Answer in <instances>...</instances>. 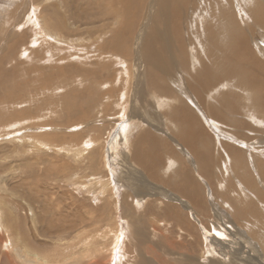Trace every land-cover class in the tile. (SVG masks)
Listing matches in <instances>:
<instances>
[{
	"label": "rangeland",
	"instance_id": "obj_1",
	"mask_svg": "<svg viewBox=\"0 0 264 264\" xmlns=\"http://www.w3.org/2000/svg\"><path fill=\"white\" fill-rule=\"evenodd\" d=\"M75 1L0 0V264H31L15 255L19 245L48 259L35 264H264V106L235 80L219 86L217 75L200 74L198 60H212L202 53V38L189 42L193 30L187 34L178 12L169 30L196 53L190 61L198 69L178 63L175 71L172 63L173 77L162 83L167 90L154 92L143 64L130 71L128 53H136L126 40L129 21L144 20L140 9L149 0H128L125 13L118 0ZM237 2L250 52L241 64L264 79V0ZM204 6L190 0L189 26ZM212 7L207 27L218 23L219 7ZM131 90L136 99L127 96ZM175 94L181 106L169 105ZM173 105L199 116L196 136L203 139L190 138L196 146L180 134L191 126L172 121ZM127 124L134 127L125 136ZM163 175L171 176L168 193ZM169 193L186 208L184 226L158 219L147 206Z\"/></svg>",
	"mask_w": 264,
	"mask_h": 264
},
{
	"label": "bare ground",
	"instance_id": "obj_2",
	"mask_svg": "<svg viewBox=\"0 0 264 264\" xmlns=\"http://www.w3.org/2000/svg\"><path fill=\"white\" fill-rule=\"evenodd\" d=\"M104 1V0H103ZM137 1V0H136ZM195 1V0H194ZM75 0H74V4H75ZM190 0H149L147 3H145V5H143V8L140 9V11L142 12V16H144V20L141 22H137L136 24L133 23V18L129 21V25L131 24L130 28V32L131 34L126 38L127 42L128 41H133V47L134 51L136 53V55L133 57V50H132V54L128 53V67L130 69V71L134 70H139L140 65L143 64L145 66V74H147L146 78H144V83L146 85V83L150 86V88L154 91V92H161V91H166L168 88V85L165 86V89L162 86V83L164 82L165 79L168 78H172L173 75L170 73H168V69L169 66H172L173 63V69L175 70V65H177L179 63V65L181 67H184L185 65L187 66L188 64H191L192 67L191 69L195 70L196 67L194 68L193 66V61H190L191 56L193 57L194 60H198L196 59V53H194V55H191V52L189 50H187L185 48L184 43H182L181 40V36L179 35L178 32H174V31H170L169 30V25L174 26V22L170 21V16L172 18H176L178 16L177 12L180 13V19L181 21L184 19L185 23L187 25V34L188 32L191 33V29L193 30V36L188 35L189 37V42L192 40V38H196V41L199 38H202V40L200 39L199 44H202L203 46H200V48L203 49V52L206 57L208 58V61L212 60L210 63L206 64V61H202V63L198 60L199 65L202 64V69L200 70V74L201 75H205L208 76L207 80L212 79L211 76L213 77V79L215 78V76L217 75V79L216 82H218L219 86L223 85L224 86V82H229L228 80H235L234 82H237L238 85L241 87L243 86L244 89H247V91L249 93H251L249 96H254L257 98L258 102H260L263 106H264V79L259 78L258 74H255L252 70L248 69V66H244L245 69H243V65L241 64V59L240 57H242L243 54H248L250 53L247 49L248 46H246V41L244 39V36L242 35L241 32V27L240 24L241 21L239 19V16L237 15V11H238V6H237V0H233L232 3H230V0H202V2L205 4L204 7V11L201 8L202 11V15L201 12H198V14H195L194 20L193 17L191 19V21L193 20V24H191V26H189L188 21L190 19V16H192V14L188 13V4H189ZM213 2L216 3L219 7L218 10L219 14H218V23L213 25L212 27H207L209 23H212L213 20H215V17H212V5ZM222 2L223 6H219V4ZM129 1L128 0H118L117 4H121V6L118 8V10L122 11V12H126L127 11V7L124 4H128L129 5ZM78 4V3H77ZM71 5V4H70ZM73 5V4H72ZM110 5V4H109ZM237 7H236V6ZM36 6V5H35ZM79 6V5H77ZM116 6V5H115ZM118 6V5H117ZM133 6V5H132ZM38 7V6H37ZM70 9H72V7L68 6ZM209 7V8H208ZM130 8V7H129ZM211 8V9H210ZM35 9V8H34ZM40 9V8H39ZM44 11V8H42ZM117 9V8H116ZM131 9V8H130ZM192 13L197 12V5L194 3V5L192 6ZM51 10V9H50ZM133 10V9H132ZM31 11V10H30ZM35 11V10H33ZM208 11V12H207ZM41 12V11H40ZM70 12H72V16L71 20H75L77 13L74 10H70ZM134 12V10L132 11ZM29 13V11H28ZM117 13V12H116ZM123 13V14H124ZM135 13V12H134ZM206 13L207 16H205L204 18L207 17V23L205 25V27L203 29H197V24L199 23L197 20L200 19V16H204ZM32 14V13H31ZM132 13H130L131 15ZM27 15H30L27 14ZM34 15V14H33ZM107 15V14H106ZM120 15V14H118ZM133 15V14H132ZM253 15V14H252ZM129 16V15H128ZM141 16V17H142ZM254 16L259 17V14H255ZM63 17V16H62ZM125 17V16H124ZM131 17V16H130ZM44 18V17H43ZM31 19V18H29ZM203 19V18H202ZM201 19V20H202ZM63 20V19H62ZM27 21V20H26ZM32 21V20H31ZM33 22V21H32ZM49 22V21H48ZM73 22V21H72ZM198 22V23H197ZM29 23V21H28ZM36 23V21L34 22V24ZM173 23V25H172ZM65 24V23H64ZM128 24V23H127ZM139 24V29L136 30L137 25ZM161 24H166L167 29L163 28ZM213 24V23H212ZM63 25V24H62ZM252 25V24H251ZM34 26V25H33ZM37 26V25H36ZM127 26V25H126ZM203 26V24L201 25ZM182 28L181 22L179 23V25L175 26V29L177 31V29ZM196 27V28H195ZM245 28V27H244ZM183 29V28H182ZM196 29V30H195ZM210 29V31H209ZM71 30V29H70ZM76 30V29H75ZM195 30V31H194ZM250 30V29H249ZM99 31V30H98ZM185 31V30H184ZM68 32V31H67ZM70 33V32H69ZM100 33V32H99ZM107 33V32H105ZM250 33V32H249ZM248 33V34H249ZM251 34V33H250ZM24 35V34H23ZM96 35V34H95ZM122 35V34H121ZM208 35V41L209 43L205 44L204 42H206L204 40V38ZM60 36V35H59ZM86 36V35H85ZM89 36V35H88ZM92 36V35H91ZM114 36V35H113ZM116 37V36H115ZM95 38V37H94ZM23 39V38H22ZM91 39V38H90ZM249 39V38H247ZM113 40V39H112ZM168 42L165 45V41ZM248 41V40H247ZM122 42V41H121ZM249 42V41H248ZM253 42V41H252ZM94 44V43H93ZM123 44V43H122ZM198 42L196 44V42L193 44L195 47L194 50L197 49V46L199 45ZM248 44V43H247ZM252 44V43H251ZM128 45V44H127ZM258 47V46H257ZM107 48V47H106ZM113 48V47H112ZM126 48V47H125ZM83 49V48H82ZM103 49V48H102ZM210 49V51H209ZM104 50V49H103ZM116 50V49H114ZM120 50V49H119ZM123 50V49H122ZM216 50L217 51V58H213L214 54L213 51ZM125 51V50H124ZM128 51H129V47H128ZM130 52V51H129ZM215 52V51H214ZM122 55V54H121ZM137 56V57H136ZM121 58V57H120ZM123 58V57H122ZM199 58V57H198ZM245 58V57H244ZM200 59V58H199ZM215 59V60H214ZM127 60V59H126ZM134 60H136V62H134ZM246 60V59H245ZM125 61V60H124ZM247 61V60H246ZM245 61V64H248ZM127 62V61H126ZM249 62V61H248ZM256 63V61H255ZM252 63V65H254L255 67H258L257 64ZM122 64V63H121ZM249 64H251L249 62ZM123 65V64H122ZM263 65V64H260ZM170 66V67H171ZM251 66V65H250ZM243 67V68H242ZM261 67V66H259ZM258 67V68H259ZM52 68V67H51ZM262 68V67H261ZM198 69V68H197ZM196 69V70H197ZM178 70V67L175 71ZM195 70V71H196ZM129 71V72H130ZM193 71V72H195ZM131 75V74H130ZM198 75V73L196 74ZM211 75V76H209ZM241 76L242 78L240 79ZM243 76L245 77V79L243 78ZM262 77V76H261ZM206 80V81H207ZM154 82H160L158 85L153 86ZM130 85V83H128ZM127 84V86H128ZM161 84V85H160ZM209 85H212V82H208ZM228 83H226V86ZM230 84V83H229ZM26 86V85H25ZM66 86V85H65ZM124 86V85H123ZM131 86V85H130ZM222 86V87H223ZM236 86V85H235ZM132 87V86H131ZM130 87V88H131ZM127 88V87H126ZM136 88V87H135ZM243 89V88H242ZM243 89V90H244ZM135 90V89H134ZM144 90V89H143ZM121 91V90H120ZM128 91V90H127ZM132 90L129 92V95H127L128 97L130 96ZM244 92V91H242ZM109 93V92H108ZM196 93H200L199 89H195V95ZM224 92L221 91V95ZM226 93V92H225ZM247 93V92H246ZM128 94V93H127ZM244 94V93H242ZM133 95V97H136V91L132 92L131 96ZM173 100H169V105H180L181 106V101H180V94H175L173 95ZM198 97V102L204 104V97L201 96L200 94L196 95ZM248 97V96H247ZM133 98V99H134ZM129 99V98H127ZM133 99L131 98V103L133 101ZM136 99V98H135ZM246 97L244 98V102L246 101ZM192 100V99H191ZM256 101V99H255ZM198 102L196 101V106L198 105ZM67 104V103H66ZM133 104L135 103V100L133 102ZM193 104V101H192ZM229 104V103H228ZM231 104V103H230ZM174 105L172 106V110L174 112V116L172 121L175 122L176 124H178L179 126H183V128H186L187 126L190 127L191 129L188 132V135L185 131H182V133H180L182 135V137L184 138L185 143H191L190 141H192L193 138L194 140L196 139V131L198 129L197 123L199 122L200 118L198 115L195 116L194 111H191L188 107H184V109H182L181 107H174ZM195 105V103L193 104ZM244 107H249L248 105H245V103L243 104ZM193 107V106H192ZM234 107V104L232 106H230V109L232 112H235L234 109H232ZM248 109V108H247ZM245 109V110H247ZM255 109L250 108L249 111L253 112ZM166 113L168 112L165 111ZM170 112V111H169ZM171 113V112H170ZM170 116V115H168ZM173 116V115H172ZM197 117V118H196ZM202 117V121H204V117ZM220 117V116H219ZM199 118V120H198ZM208 120V119H207ZM182 121V122H180ZM201 122V120H200ZM206 122V121H205ZM214 122V121H213ZM186 124V125H184ZM221 124V123H220ZM199 125V124H198ZM207 125V124H206ZM211 125V124H210ZM134 125L133 124H127V125H123L122 126V131L123 134L125 136H127V134L129 133V130H131V128H133ZM196 128V129H195ZM181 132V131H180ZM194 133V134H193ZM187 135V136H186ZM182 137H180L182 139ZM219 138V137H218ZM223 138V137H220ZM128 137H126V141H127ZM143 140L146 139V137L142 138ZM141 139V141H143ZM197 139L201 140L203 139V137L198 136ZM225 139V138H223ZM118 141V140H117ZM117 141H115V143L117 144ZM125 141V142H126ZM95 142V141H94ZM219 141H217L218 143ZM142 143V142H141ZM219 144V143H218ZM221 144V143H220ZM191 146H196V144H190ZM231 147V146H230ZM187 149V148H186ZM195 150V149H194ZM231 151V148L230 150ZM199 152V151H198ZM200 153V152H199ZM234 153V152H233ZM219 155V154H218ZM228 155V153H227ZM79 156V154H77V157ZM231 158V157H230ZM237 159V158H236ZM242 160V159H241ZM240 160V162H241ZM244 161V160H243ZM173 162V161H172ZM175 164V162H173ZM239 163V162H238ZM244 163V162H242ZM241 164V163H240ZM172 166V165H171ZM170 166V167H171ZM172 170V169H171ZM148 172V171H147ZM152 172V171H151ZM155 173V172H154ZM182 173V172H181ZM188 186V184L186 185ZM184 186V187H186ZM138 188V187H137ZM188 190V189H187ZM134 193V192H133ZM191 194V193H190ZM139 198V197H138ZM138 198H137V202H138ZM135 201V200H134ZM143 201V200H142ZM136 202V201H135ZM141 203V202H140ZM133 205V203H132ZM141 205V204H140ZM141 208V207H140ZM137 209V206L136 208ZM142 209H143V205H142ZM60 211V210H59ZM31 213L33 214L32 217V221L36 223V218L35 213L33 211H31ZM58 213V212H57ZM57 216V215H55ZM63 217V216H62ZM7 219V218H6ZM43 220V219H42ZM154 221V220H153ZM10 222V221H9ZM8 222V224H9ZM127 223V221H126ZM158 223V222H157ZM2 225V224H1ZM10 226V224H9ZM44 226V225H43ZM42 227V226H41ZM106 227V226H105ZM2 228V227H1ZM4 228V227H3ZM16 228V227H15ZM131 228V227H130ZM52 229V228H51ZM6 230V229H5ZM12 230V229H11ZM54 230V229H53ZM134 230V229H132ZM131 230V231H132ZM7 231V230H6ZM49 231V230H48ZM46 231V232H48ZM61 231V230H60ZM67 231V230H66ZM138 231V230H137ZM8 232V231H7ZM21 232V231H20ZM40 232H42L40 230ZM57 232V231H56ZM65 232V231H64ZM141 232V231H140ZM55 233V232H54ZM62 233V232H61ZM105 233V232H104ZM107 233V232H106ZM10 235V234H9ZM90 235V234H89ZM104 235V234H103ZM112 235V234H111ZM110 235V236H111ZM114 235V233H113ZM116 235V234H115ZM121 235V234H119ZM135 235V234H133ZM138 235H141V233H138ZM107 236V235H106ZM136 236V235H135ZM90 237V236H89ZM96 237V236H95ZM108 237V236H107ZM118 237V236H117ZM85 238V237H84ZM87 238V235H86ZM116 238V237H115ZM139 238V237H138ZM143 238V237H142ZM91 239V238H90ZM118 239V238H116ZM89 240V238H88ZM96 240V239H95ZM98 240V239H97ZM84 241V240H83ZM92 241V240H91ZM86 242V241H85ZM84 242V243H85ZM115 242V241H114ZM120 242V241H119ZM83 243V244H84ZM88 243V241H87ZM90 243V242H89ZM88 243V244H89ZM80 244H82L80 242ZM86 244V243H85ZM96 244V243H95ZM100 244V243H99ZM77 247V246H76ZM109 247V246H108ZM16 252L15 255H17V257L21 258L23 262H25V258L29 257L32 260H29V262L31 264H35L37 260H39L40 258L43 259H47V257H43L40 254L38 255V253L36 252L35 254H33V251H31L29 249V247L26 246H16ZM118 251V250H117ZM116 252V250H115ZM7 255V254H6ZM34 255V258H33ZM47 255V254H46ZM63 255V253H62ZM75 255V254H73ZM142 255V254H141ZM70 257V256H69ZM28 258V259H29ZM40 259V261L42 260ZM70 259V258H67ZM42 261V262H43ZM46 261V260H45ZM48 261V259H47ZM72 261L75 263V259H72ZM113 261V260H112ZM43 264V263H42ZM47 264V263H45Z\"/></svg>",
	"mask_w": 264,
	"mask_h": 264
},
{
	"label": "crops",
	"instance_id": "obj_3",
	"mask_svg": "<svg viewBox=\"0 0 264 264\" xmlns=\"http://www.w3.org/2000/svg\"><path fill=\"white\" fill-rule=\"evenodd\" d=\"M187 175H189V174H187ZM170 177H168V176L164 177V175L163 176H159V178H161V180L164 179L163 181H164L165 185H168V187L170 186V183H169L170 180H171ZM186 178L187 177H184V179H186ZM164 187L163 188H164L165 192L168 193V191H170V187H169V189H167V186H164ZM180 187H184V186H182V184H180ZM184 190H186V189L184 188ZM184 190H182V191H184ZM184 192L187 193V191H184ZM145 194L146 193H144L141 196H145L146 197ZM180 194H182L181 191H180ZM169 196H171L170 193H169V195L162 194V198L160 199L161 201H159L158 205H156L153 201L147 202L148 203L147 204L148 208L150 207L151 211L152 210H156L157 211L156 215H157L158 219L159 218H164L168 222L175 220L177 222V224L180 225V226L186 225V215L184 213L186 208H184V206L182 204H179L178 202H173L170 199L171 197H169ZM185 197L187 199H189V194H188V196L185 195ZM159 204H160V206H159ZM147 206L144 207L145 210L147 209ZM183 219H185V222H184ZM187 224H189V223H187ZM141 257H142V255H141Z\"/></svg>",
	"mask_w": 264,
	"mask_h": 264
},
{
	"label": "snow or ice",
	"instance_id": "obj_4",
	"mask_svg": "<svg viewBox=\"0 0 264 264\" xmlns=\"http://www.w3.org/2000/svg\"><path fill=\"white\" fill-rule=\"evenodd\" d=\"M120 239H121V241H123V236H121V238H120Z\"/></svg>",
	"mask_w": 264,
	"mask_h": 264
}]
</instances>
